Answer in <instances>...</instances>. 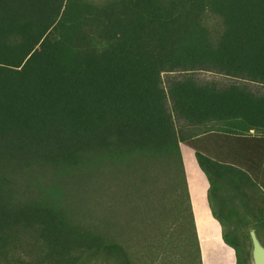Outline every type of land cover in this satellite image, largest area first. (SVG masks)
<instances>
[{"label": "trees", "instance_id": "16d2710c", "mask_svg": "<svg viewBox=\"0 0 264 264\" xmlns=\"http://www.w3.org/2000/svg\"><path fill=\"white\" fill-rule=\"evenodd\" d=\"M181 142L250 264L239 230L264 241V0H0V264H202ZM102 161L141 175L136 194L107 188L138 231L114 218L122 202L102 227L75 199ZM193 189L199 230L216 228Z\"/></svg>", "mask_w": 264, "mask_h": 264}, {"label": "rangeland", "instance_id": "374dc122", "mask_svg": "<svg viewBox=\"0 0 264 264\" xmlns=\"http://www.w3.org/2000/svg\"><path fill=\"white\" fill-rule=\"evenodd\" d=\"M179 75H180V72L178 71L173 72V73H164L163 74L164 84L167 86L168 80L171 77H177ZM196 76L201 81H215L219 83L220 85L230 81L229 77L223 74H220L218 72L209 71V70L197 71ZM249 84L251 88L254 90L262 89V86L259 84H253V83H249ZM109 168L110 167H107V161H102L101 165H98L92 168L91 170L80 172L79 175L76 177L78 182L76 183L75 188H74V191L76 192L75 199L78 198L79 199L78 203H83L84 207L88 209L86 211L87 213L90 214L88 217L91 220L98 222L102 227H105V226L107 227V210L110 209V205L113 202H116L119 204L122 202L120 206L119 205H114V206H119V209L122 208L123 214L116 213L114 218L117 219V222H122L124 228L127 227V229L131 230L132 232L138 231L140 226L138 225L137 220L134 219L132 216H130L129 213H127V208L129 206L128 205L129 200L128 198L124 197L125 192H123V194L120 193L115 196L116 187H113V188L110 187L111 189H107V188L108 186H111V184L113 183L112 181L108 179V177H114L119 183L121 181L122 190L129 189L131 194H136L138 193V190H139L138 179H141L140 178L141 175L139 176V173L137 172L135 165H134V172L132 174H130L127 170L123 171V167H122L120 172L118 173L119 177H117L115 174L110 173L108 171ZM153 168H156V166H154ZM150 173L152 175L151 180L156 181L157 176L155 174V171L150 172ZM123 174L127 178L130 175H133V177L130 178L127 184H124L122 181V179H124L122 176ZM126 181H128V179ZM213 196H214V199L216 197L215 201H217L218 197L216 196V194ZM245 220L248 221V218H245ZM251 227H252V224L249 223L248 225L242 227V229L240 228L241 230H239V232H240V237L242 240V246H244L243 248L246 251H248L244 253H247V255L250 253V255L248 256V259H249L250 264H253V258H252L253 246H252L251 238L249 236V230ZM141 232L144 234V231H141ZM169 233H171V231H169ZM230 235L232 237L237 236V234L234 233L232 230H230ZM257 235L259 239L262 241V243H264L262 239V234L260 232H257ZM121 236L129 245H132V244L137 245L136 239H134L136 238L135 235L129 233V234H121ZM140 236L142 237V234ZM141 237H140V240H141ZM171 250L172 251L175 250L173 246L171 247ZM179 254L180 253L175 255L176 256L175 264H179V261H178L180 257ZM152 255L153 253H149V255H146L145 256V258H147L146 260L147 261L152 260L151 258ZM247 255H246V258H247Z\"/></svg>", "mask_w": 264, "mask_h": 264}, {"label": "crops", "instance_id": "0c3cea01", "mask_svg": "<svg viewBox=\"0 0 264 264\" xmlns=\"http://www.w3.org/2000/svg\"><path fill=\"white\" fill-rule=\"evenodd\" d=\"M251 132L253 133L254 131L251 130ZM180 146L199 238L202 264H236L237 257L235 248L225 241L222 224L214 216L209 203L208 190L210 182L208 177L198 163L195 150L183 142L180 143ZM194 182L199 183L201 200L205 205L207 214L215 221L216 228L205 224L202 231L199 230V218L194 206V202H197V196L193 189ZM203 219L207 220V217L204 216Z\"/></svg>", "mask_w": 264, "mask_h": 264}, {"label": "water", "instance_id": "95a60500", "mask_svg": "<svg viewBox=\"0 0 264 264\" xmlns=\"http://www.w3.org/2000/svg\"><path fill=\"white\" fill-rule=\"evenodd\" d=\"M250 235L253 246L252 248L253 264H264V245L260 241L254 229L250 230Z\"/></svg>", "mask_w": 264, "mask_h": 264}]
</instances>
